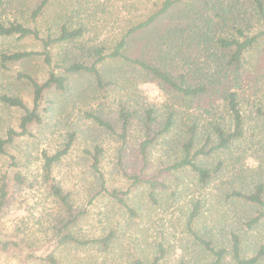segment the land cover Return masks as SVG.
I'll use <instances>...</instances> for the list:
<instances>
[{"label": "rangeland", "instance_id": "obj_1", "mask_svg": "<svg viewBox=\"0 0 264 264\" xmlns=\"http://www.w3.org/2000/svg\"><path fill=\"white\" fill-rule=\"evenodd\" d=\"M38 1L0 0V19H17L36 27L41 35L52 36L67 20L73 25H83L85 32L80 40L51 47L52 65L61 66L73 60L90 64L94 58L88 55V50L100 44L109 50L133 16L140 13L132 6L142 9L147 4V0H53L42 15L31 20V11ZM210 7L199 6L195 14L185 13L188 8L181 5L150 28L131 35L123 54L157 65L187 84L207 78L225 79L224 82L237 93L243 116V136L228 149L200 160L207 168L220 162L216 176L202 184L187 169L172 171L162 178L166 186L156 190L155 201L150 199L147 185H140L126 198L134 214L114 198L99 193L102 179L108 188L125 189L130 175L150 176L157 168L178 160L182 156L181 144L186 139L187 125L199 114L191 108V114L197 115L187 116L189 112L180 109L179 100L168 87L151 81L146 72L130 62L108 58L98 64V69L110 85L100 89L87 72L67 74V90L48 92L43 98L42 123L31 127L32 135L15 138L6 154L0 155V171H18L24 177L23 184L13 187L0 218L2 236L31 244L37 256L53 252L60 264H134L136 259L149 263L158 255L159 245L164 253L158 264H202L211 256L196 243L187 228L190 211L197 203L198 215L191 228L215 248L228 249L231 232L241 236L245 255L264 243V222L252 231L244 230L245 220L260 207L230 196L232 190L247 191L257 182L264 184V41L248 54V63L241 74L235 76L226 66L228 53L217 51L219 48L213 45L203 48L193 32L200 28L206 30L201 26V11L206 18L214 20L217 31L222 29ZM176 24H180L179 30L169 34L167 30ZM187 24H191L193 30L181 33ZM41 47V43L31 37L0 36V54L40 50ZM55 70L62 72L59 67ZM47 73L48 66L40 57L8 62L5 67L0 63V94L19 96L30 105L32 89L19 74L43 81ZM214 104L212 115L198 117L196 147L211 134L210 123L230 126L221 100ZM119 106L133 113L124 137L117 117ZM148 108L155 110L152 129L157 136L143 155L140 150L145 140L142 120ZM175 109L181 111L175 124L161 133L168 112ZM88 113L109 120L114 132L99 127L87 117ZM20 114V109L0 103V137L5 136L9 127H17ZM71 132L75 133L74 144L54 166L53 176L62 189L69 192L72 207L86 212L73 231L83 239L113 231L107 250H101L98 244L55 246L51 241L53 226L65 213L42 182V152H53ZM94 146L102 148L98 156L100 172L89 166L90 159L85 153ZM224 260L226 264H233L229 255ZM0 264L46 263L41 259L29 260L24 255L0 252ZM259 264H264V260Z\"/></svg>", "mask_w": 264, "mask_h": 264}, {"label": "trees", "instance_id": "obj_2", "mask_svg": "<svg viewBox=\"0 0 264 264\" xmlns=\"http://www.w3.org/2000/svg\"><path fill=\"white\" fill-rule=\"evenodd\" d=\"M52 1L53 0H39L31 11L30 19L34 20L36 17L42 15ZM212 1L213 3H211ZM216 4L217 7H215ZM181 5H183L184 8H188L185 13L192 12L195 14L199 6L202 8L211 6L210 9L213 8L212 10L215 11L214 16L219 19V23L221 24L219 25V27L222 28L219 30L221 32L217 31L214 27L216 26L214 20L210 17L206 18L200 10L201 14L197 12V15H201V26L206 30L200 28L197 31H193L196 35L195 37L198 38V44L200 43L205 49L213 45L214 48L220 49L217 51L227 52L228 58L226 60V66L229 67L235 76L241 74V70H243L248 63V54H250L260 42L264 41V0H147V4L142 9L135 5L132 6V8L137 11L136 13H140L133 16V20H131L130 24L113 40V44L109 50L104 44H100L88 50V55L94 58L90 64L73 60L62 66L58 64L52 65L51 47L59 43H75L80 40L85 32V27L83 25H73L72 23H68L67 20L58 26L57 34L52 36L51 34L41 35L36 27L29 26L25 22L17 19H0V36H16L18 39L31 37L38 40L42 46L40 50H17L1 53L0 63L3 67H5L8 62L24 61L35 57H40L44 64L48 66V73L43 81H38L27 74H19V77L24 78L32 89V100L30 105L26 104L19 96L7 93L0 94L1 104L21 110L17 127H9L5 136L0 137V155L6 154L7 147L13 143L15 138L32 135L31 127L38 126L42 123L40 106L43 98L48 92H65L68 83L67 74L80 72L90 73L94 77L96 85L100 89H104L106 86L110 85L111 82H107L103 79L98 69V64L108 58L123 59L146 72L151 81L168 87L173 93V96L179 100L178 105L180 109H186L189 112L187 116L194 114V112L191 114V108L199 111V114L187 125L186 139L181 144L182 156L178 160L170 164H165L161 166V168H157L151 172L150 176H144L143 174L130 175V183L125 189L108 188L105 186L104 180L102 179L99 193L103 192L107 196L114 198L121 207H124L129 213L134 214L126 198L132 189L140 185H147L149 197L152 201H155L156 190L165 188L166 186L162 178L172 171L187 169L193 173L195 177H197L198 182L202 184L214 178L220 171V162L212 168H207L203 166L200 160L212 153L222 152L228 149L230 144L243 136V116L240 111L237 93L224 82L225 79L207 78L202 82L187 84L184 80L175 78L174 75L157 65H153L138 58H127L123 54L128 38L131 35L150 28L152 25L162 20V18L169 15L173 10L178 9ZM256 22L260 25L259 28ZM179 25L180 24L175 25L177 28L168 29L167 31L169 34L177 32L180 28ZM190 25L191 24H187L182 28L181 33L193 30ZM224 27H226L225 31ZM54 67L61 68L62 72H56ZM230 81L231 79L229 82ZM236 85L237 84H235V86ZM218 100H221L222 109L227 112L230 118V126L226 128L222 123H210L211 134L206 136L201 146H198L197 143L196 147L199 128L198 117L212 115V111H214L216 107L214 103L218 102ZM119 107L117 117L122 130L121 136L124 137L133 113L127 111L123 106ZM154 111L153 108H148L144 111L142 128L145 134V140L140 144V150L143 155L145 154L146 148L153 143L157 136V133L152 129ZM178 113H181V111L176 109L168 112L165 125L160 130L161 133L168 131L169 128L175 124ZM262 113L264 115V111ZM87 117L99 127L114 132V126L109 120L92 113H88ZM74 141L75 133L71 132L68 134L63 144L53 152H42V182L48 194L62 205L65 213V216L61 217L60 220L54 224L51 241H53L55 246L71 245L74 247H86L98 244L101 250H107L114 232L110 231L106 235L89 239L79 238L73 229L84 219L86 212L84 210H75L72 207L69 200V192L64 191L53 176L54 166L68 154ZM101 152L102 148L99 146H94L92 150H85V153L90 159L89 166L95 172H100L98 167V156ZM23 183L24 177L20 172L16 171L11 173L7 170L0 171V218L10 201L13 187ZM230 196L237 200L244 201L245 203L260 207L254 215L251 217L249 216L245 220L244 230L252 231L258 228L261 222H264L263 183L257 182L247 191H242V189L232 190ZM197 215L198 204L196 203L190 211L187 220V228L196 243L202 246L205 252L211 256L209 261L202 264H226L224 260L226 255L230 256L233 264H259L264 260V243L256 246L251 254L245 255L242 253L241 236L236 232L230 233L228 249L215 248L209 240L202 238L191 228V223L196 219ZM31 247V244L22 239L6 237L0 234V252L24 255V257L29 260L41 259V261L46 264H60L53 252H48L43 256H37ZM163 253V248L159 245L158 255H155L149 263L141 259H136L134 260V264H158L159 260L163 257Z\"/></svg>", "mask_w": 264, "mask_h": 264}]
</instances>
